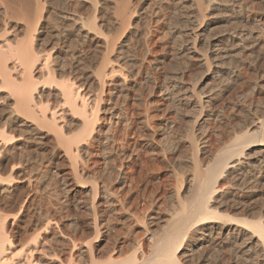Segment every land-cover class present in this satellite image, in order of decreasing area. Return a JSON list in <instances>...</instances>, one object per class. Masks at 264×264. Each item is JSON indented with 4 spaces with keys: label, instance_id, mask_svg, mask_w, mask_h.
Wrapping results in <instances>:
<instances>
[{
    "label": "bare ground",
    "instance_id": "1",
    "mask_svg": "<svg viewBox=\"0 0 264 264\" xmlns=\"http://www.w3.org/2000/svg\"><path fill=\"white\" fill-rule=\"evenodd\" d=\"M138 1L139 5L136 4ZM160 1L163 5H169V2L172 5L174 3V10L178 11L181 19L184 20V22L181 21L184 24L180 27L181 29L179 25L177 28L173 25L175 29L169 30L168 36L172 38L170 45L173 47L171 50L174 52V58L181 60L184 63L182 65L186 64L187 67L184 70L179 68L177 72L173 70V74L163 79H166L168 84L166 86H169L170 93L178 97L179 104L184 109L182 111L185 112L184 116L190 119L189 126L186 127L189 140L186 146L192 153L189 157L190 160L187 161L190 163L192 171L190 170L191 173L186 178L187 185L181 192L179 190L174 194L176 206L169 213L167 220L162 219L161 222L164 221V226H160L162 227L161 231L158 233L155 231V233L154 230H151L152 227L150 228L149 225L152 221L150 220H155L157 214H155L156 217L148 218L150 216L148 213L152 210L150 206L148 207V203H142L135 207L134 217H131L137 224L142 225L141 232L144 234V238L134 240L133 251L128 256L115 257L114 250L104 260L102 258V260H98L96 258L98 246L93 242L98 241L104 235L103 233L110 231L108 229L110 226L109 217L113 218L118 213V208H122L123 202L114 193L116 185L124 187L127 186V182L130 183L132 180H130L129 173L132 168L125 167L122 161L126 158L127 162L134 159L136 155L132 153L137 152V148L134 147V151L126 155L124 147L119 145L120 140H125L126 136L137 137L139 125L135 124V120H126V116L133 115L134 111L127 106L122 109L123 111L119 110L117 100L121 96L125 99L131 97L130 91L133 87L129 81L130 77L127 79L125 74L128 72L127 66H131L134 59L126 60L124 56L127 55L128 58L133 54L124 55V53H126V48L133 49L130 47L134 46L130 43L131 46L127 47V42L134 38L136 24H140L138 22L141 19L138 21V13H141L139 12L142 8L141 0H0V162L6 158H19L18 156L22 154L20 153L21 148L30 143L31 139L36 138L43 141L48 138L54 152L61 151L67 161L68 171L65 173L69 176L67 179H75L80 184L83 178L80 181L79 178L83 173H86L83 169H90L87 159L89 155H93L94 150L92 149L96 148L98 152L105 153L104 155L109 153L105 157L102 156V166L105 171L100 174L98 179L92 177L95 181H91L92 184L90 182V192H87V199L82 206L89 216L88 227L92 231V239L85 241V239L74 238V240L57 232L50 234V231L54 230L53 228H57V223L47 217L45 219L38 218L36 214L39 211L38 213L32 212L29 217L26 216L28 218L22 216L20 220L18 215L22 211L20 210L21 212L15 215L19 208L16 212L12 210L15 214H10V216L1 212L0 264H64L56 259L60 255L67 256L68 264H183L182 262H185V259L189 257L186 250H183L186 249L185 246L196 238L205 241L210 240L215 234L218 236L225 226L222 225L224 221H226L224 223L226 228L229 225L228 221L237 223V237L243 236L242 239L240 237L233 241L234 246H232L237 250L242 261L245 263L248 260H255L256 263L264 264V216L254 220L245 217H232L216 211L214 206L218 198H227L230 195L228 193L238 191L240 184L242 187L249 185L252 190H260L264 187V105L260 102V95L264 89V67L262 70L259 69L260 62L264 60V11L261 12L260 9L258 11V7H254L255 2L243 0V2L235 4L230 3L231 5L226 2L219 3L216 0ZM217 9L228 11L224 16L219 11L215 12L220 14V17H217L218 15L216 16L213 12ZM99 17L108 21V26L111 23L112 33L111 30L108 32L109 35L101 32L102 21L97 23V20H100ZM203 19L207 21L205 25L202 23ZM215 20H225L226 25L223 26L226 29L220 31L218 29L217 33L215 29L212 31L210 26ZM178 21L180 22V20ZM104 25L107 26V22ZM108 26L107 28L110 29L111 27ZM139 27L138 25L137 28ZM169 27L167 29H170ZM220 29L222 28L220 27ZM211 31L215 33H211ZM48 32L52 34L51 37L47 35ZM70 36H74L81 47L86 43L87 45L99 43L103 47V54L98 55L97 60L93 57L95 61L92 60L94 63L91 68H88L90 70H85L87 67L85 69L84 66L82 67L80 64L82 59L78 60L79 55H76L71 49L75 61L72 63L69 56L65 55L71 64L65 65L66 61L62 63L61 59L63 58L60 59L63 52L62 39ZM169 40L171 41V39ZM139 41L137 42L139 43ZM73 42L71 43L73 44ZM132 44L136 45L135 41ZM72 46L74 47V45ZM66 49L68 51L67 47ZM77 50L78 48L75 49V51ZM82 53L81 51L78 54ZM191 62H197L205 67L207 73L211 67L219 75L225 73L226 78H219L221 85L216 92L203 95L184 84L182 77L191 68ZM157 66L155 68L159 73L158 71L163 65L159 68ZM124 68L127 70L126 73H124ZM163 70L162 74H164ZM165 75L167 74L165 73ZM238 81L241 84L237 94L235 86L239 84ZM225 91L227 95L231 96L229 98L232 104L230 110L236 109L238 113H235L236 111L234 113L238 114L239 119L235 124L233 123L234 127L230 128L228 142L217 153H211L210 163L202 167L198 159V139L208 138H197L196 133L206 121L215 117L209 107ZM170 97L172 98L171 95ZM171 98L169 101H172ZM126 101L125 105H127ZM104 103H108L107 109L102 108ZM149 104L147 101L146 107ZM140 105L143 106L144 102L142 101ZM134 109L136 108L134 107ZM143 112L146 113L145 109ZM147 114L140 121L143 127L150 125ZM104 121L109 123L108 127H104L102 124ZM120 137H124V139ZM110 156L112 159L108 160ZM126 168H129V171ZM15 169L17 167H12L11 172L16 171ZM106 170H109L110 173ZM254 170H258V172L256 171L257 175L250 177ZM92 173H90L91 176ZM4 181L0 177V194L21 182V180L12 181V179ZM233 181L239 182V185L237 186ZM13 187L15 188V186ZM230 187L234 189L230 190L231 192L228 189ZM179 188L181 189L182 186L180 185ZM225 188L226 191H224ZM246 189L248 188L244 190ZM154 203L156 204V202ZM158 203L160 202L158 201ZM160 205L162 202L156 207L159 208ZM35 216L38 219L34 223L32 219ZM23 231L26 232V235ZM28 231L31 233L28 234ZM20 236L24 238H19L20 241L14 242ZM227 237H219V242H215L217 247L221 248L223 244L225 245ZM58 239L64 246L58 248L62 249L59 256L54 253L53 249V245L59 242ZM237 253L235 254L237 255ZM234 262H236L235 259Z\"/></svg>",
    "mask_w": 264,
    "mask_h": 264
},
{
    "label": "rangeland",
    "instance_id": "2",
    "mask_svg": "<svg viewBox=\"0 0 264 264\" xmlns=\"http://www.w3.org/2000/svg\"><path fill=\"white\" fill-rule=\"evenodd\" d=\"M216 1H218L219 3L226 2V4H228V5L243 2V1H245V2L246 1L247 2L253 1V3L255 2L254 7H256V8L258 7L257 10L260 9L261 12L264 11V0H258V1L257 0H255V1L254 0H243V1L242 0H216ZM137 3L139 5V1L136 2V4ZM140 4H141L142 8L139 11L141 13H138L139 14L138 15V17H139L138 21L140 19L141 20L139 22L137 21L138 23H140V24H138L140 27L137 28L138 25L136 24V26H137L135 28V32H136L135 34L136 35L134 34L135 35V36L133 35L134 38L132 37L133 39H131L130 42H127V47H130L131 45H134V46L130 47L133 49H127L126 48L125 49L126 53H124V55H126V54L129 55L130 53L133 55L132 56L129 55L128 58H127V55L126 56L123 55L124 57H126L125 58L126 60H128L129 58H130L129 60L134 59V62H133L134 64L132 63V65H131L132 67L127 66L128 68L131 67L129 69L126 67L129 73L127 72L126 68H124V71H125L124 73H126V72L128 73V74L126 73L125 75H126L127 79L130 77L129 81L131 83V86L133 87L132 90L130 91L131 97H129L130 99H125V97L121 96V98L119 97L118 98L119 100H117L119 103V105L117 104V108L119 110H122L123 108L125 109L127 106V107H131V110L134 111L133 115L129 114L126 116V118H127L126 120H129V119L135 120V124L139 125V133H138L137 137L134 138L133 136H130V137L126 136L127 139L125 138V140H123V141L120 140L119 145L124 147L123 150H125L126 155H129L132 151H134V147H136L137 152L134 151L135 153L133 152L132 154L136 155L137 157L140 155V157L137 158L135 156L136 158L134 157V159L132 158V160H130L128 162H127V158L123 159V161H122V163L125 165V167H129V168L131 167L132 168L131 169L132 172L129 171V168H126V170L129 171V173H130V180L131 179L132 180L130 183L127 182V186L126 185L124 186L125 188L120 186V185L119 186L116 185L117 188L115 189L114 193L118 197V199L123 202L121 204L122 208L119 207L120 211L118 208L119 215H118V213L116 215H114L113 216L114 219L111 218L112 216L109 217L108 221H110L109 222L110 226L108 229H110V231L107 233H103L104 235H102L101 238L98 239V241L93 242V243H95V245L97 244V246H98L97 251H96V253H97L96 258H98V260H102V259L104 260L105 258L108 257V255L112 254L114 252V250H115V252H114L115 257L123 258V257H125V255L128 256L133 251L134 240H140V239L144 238L143 237L144 234L141 232L142 225L139 223L137 224V222H135V219H133V217H134L133 216V212H134L133 210H135V207L140 206L142 203H146V204L148 203L149 204L148 207L150 206V209L152 210L148 213L150 215L148 218L156 217L155 214H157V217L160 218L159 219L156 217L155 220L154 219L150 220V221H152L151 225H149L150 228L152 227L151 230H154V232L156 231L157 233L159 231H161L162 227H160V226H162L163 222H164V221L161 222L162 219L167 220L168 215H170L169 213L176 206L174 194H176V192L179 190L181 192V190L187 185L186 184L187 183L186 178L189 176V174L192 171V167H191V165H189L190 163L187 162L190 160L189 157H191L192 153L188 149V147L186 146V145H188L187 143L189 142V140L187 138V128H188L187 125L189 126L188 121L190 119H189V117L184 116L183 113H185V112L182 111L184 109L180 106L178 97L176 95L174 96L173 94L170 93L169 86H166L167 81H166V79H163V78H166L168 75L173 74V72H174L173 70H175V72H177V70H179V68H180V70H184L185 67H187L186 64L182 65L184 63L181 60L174 58V52H173V50H171V48L173 49V47H171V45H170L172 42V38L170 36H168L169 30L172 31V28H174L175 26L177 28V26L179 25V28H180L182 25H184L181 22L183 19H181L179 12L174 10V7H175L174 3L172 5L169 2V5H167V4L163 5V3L160 0H141ZM161 6H163V7H161ZM218 11H219V13L221 12L220 14H222V16H224V14L228 10L225 11L223 9H217V10H214L213 12L218 13ZM216 13H215V15L216 16L218 15L217 17H220V14H216ZM140 15H141V17H140ZM215 15H213V16H215ZM99 18H100V20H97V23L99 24L102 21V23H101L102 25L100 24V29L102 30L101 32L103 34L109 35L108 32L111 30L110 32L112 33L113 30L111 27V23H110V26H108V23H109L108 21H105V19L104 20L101 19L103 17H99ZM162 18H164L166 21ZM178 20H180L181 23ZM203 20L204 21L202 23H203V25H205V23L207 21H205L206 19H203ZM177 21L179 22V24H177L178 23ZM106 22H107V26L111 27L110 29L107 28L106 25H104L105 26V28H104L103 24L104 23L106 24ZM183 22H184V20H183ZM167 23L169 24L170 27L168 26ZM173 25H175V26H173ZM223 25H226L225 20H217V21L215 20L213 22V24L210 26V28L212 31H214L213 29H215V32L217 33L218 29H219V31L226 29V27H224ZM142 26H144V27H142ZM171 26H173V27H171ZM168 27L170 29H167ZM220 27L222 29H220ZM103 28L105 30L104 31L105 33L103 32ZM106 29H108V30H106ZM139 30H141V31H139ZM212 31H211V33H215ZM177 32H178V30H177ZM143 33H144V35H143ZM47 35L51 37L52 34L50 32H48ZM70 37L69 38L66 37V38L62 39L63 44L61 43V45L63 46L62 50H63L64 54L62 52L60 55V59L63 58V59H61L63 62L62 61L61 62L64 63V61H66L65 65L71 64V61L73 63L75 61V59H73L74 56H73L72 51H71V50H73V52H75L76 55H79L78 60L82 59L84 61V62L82 60H81L82 62L80 61V64H82V67L84 66V69L87 67L85 70H87L88 68H91V66H93V63H94V62L92 63V60L94 58H95V60H97V58H99L98 55H101L104 52L101 44L99 45V43H96L97 44L96 45L95 43H90L87 45V43H86V44H83V46L81 47L80 46L81 44L77 43V40L74 39L75 38L74 36H70ZM169 39H171V41ZM132 40L135 41L136 45L132 44V43H134V41H132ZM70 41L73 42V44ZM137 41H139V43ZM75 42H76V44H75ZM130 43H131V45H130ZM128 44H129V46H128ZM68 45H70L71 48L68 47ZM72 45H74V47ZM65 46L68 48V51H70L69 53H67L68 51H67ZM77 48H78V50L80 49L79 50L80 52L81 51L83 52L82 53L83 55L78 54V53H80L78 50L75 51V49H77ZM129 50H131V52H129ZM65 51L67 54L65 53ZM65 55L67 57L69 56V59L71 61ZM70 55L73 57H71ZM87 56H89V57H87ZM83 58H85V59H83ZM95 60H93V61H95ZM174 60H176V61H174ZM177 61H180V62H177ZM85 62H87V63H85ZM89 62H90V64H89ZM159 62H160V64H159ZM178 63L181 65L179 66ZM170 64H171V66H170ZM177 64L179 67L177 66ZM198 64L199 63H197V62H191V65H190L191 68H189L190 71L188 69L189 73L187 71L186 72L187 74H185L182 77V80H184L183 81L184 84H186L187 87H189L191 89L194 88V90L196 92H198L199 94L203 93V95H207V94H212L213 92H216V90H218L220 88L219 86L221 85L220 79L226 78L225 73H220V75L222 76L221 77L219 75V73L214 72L215 70L213 67H211L207 73V70H205V67H202L200 64L199 65ZM161 65H163L164 67L162 66L160 69L163 70L165 68L163 70L164 74L161 73L162 70H160V69L158 71L159 73H157V71H156L155 66H157L159 68ZM259 65H260L259 69L262 70V68L264 67V60L261 61ZM133 66H136V67L133 68ZM131 69H132V71H131ZM88 70H90V69H88ZM165 70H166V72H165ZM210 72H212V73H210ZM165 73L167 75H165ZM156 75H158L159 77ZM164 81H166V82L164 83ZM219 81H220V83H219ZM237 83H239V81ZM240 84H241V82L235 86V91L237 92V94H238V91H240V86H239ZM238 86H239V90L237 88ZM162 90H165V91H162ZM164 92H166V94H164ZM170 95L172 96V98L170 97ZM230 97L231 96L229 94L228 95L226 94V91L221 93V95H219V97L215 100V102L211 103V105L209 107V110H211V112L214 114L215 117H213L211 120L206 121L203 124V126H201L199 128L198 132L196 131L197 132L196 134L198 136L197 138H201V137L202 138H208V139H204V140L198 139V141H199L198 159H199V162H200L202 167H205L207 164L210 163L209 159H210L211 153L212 154L217 153V151L224 144H226V142H228V140L230 138V135H229L230 128L234 127V124L239 119L238 114L237 115L235 114V113H238L237 110L236 109L230 110L232 108V104L230 103V99H229ZM166 98H167V100H166ZM170 98L172 101H169ZM260 98H261L260 102L264 105V89L260 95ZM125 101H126L127 105H125ZM142 101L144 102L143 106L140 105ZM147 101H148V103H150L148 107H146ZM107 104L108 103H104L102 105V108L107 109L108 108ZM134 107L136 109H134ZM144 109H145L146 113L143 112ZM234 111H236V112L234 113ZM145 114L148 115V119L150 120V125L147 124V125H149L148 127L147 126L143 127L142 123L140 124V121L143 120ZM186 114H189V113H186ZM102 124L104 125V127L109 126V123L107 121L106 122L104 121V123H102ZM113 129L114 128L112 127V130ZM122 130L125 131L124 129H122ZM122 138L124 139V137H122ZM33 139H31V141L33 140L32 142L30 141V143H27L24 146V148L23 147L21 148L20 153H22L23 155L21 154L20 156H22V157L18 156L19 158L15 157L14 159L6 158L4 160H1V162H0L1 163L0 164V177L5 180L4 182H7V180H11V179H12V181H15V180L20 181L21 180L20 183L13 185V186H15V188L13 186H11V188H9V190H8L9 192L7 191V192H4L6 194H4V193L0 194V213L2 212V214L5 213L4 215L10 216V214L11 215L15 214V212L19 208V210H18L19 212L17 211V214H15V215H18L22 211L20 213V215H18V219L20 220L22 216L23 217H26V216L29 217L32 214V212L35 211V213H38V211H39V213L36 214V215H38V218L42 217L45 219L47 217L48 219H52L53 221H56V223H57L56 227L58 229L53 228L54 230L50 231V234L53 232H57V233L65 235L71 239H74V238L77 240H84L85 239V241H87L86 239H92V231L88 227L89 216L87 215V211L82 206L84 205V202L87 199V192L88 193L90 192V182L95 181V179H98L100 177V174H102L103 171H105L104 170L105 168L102 166V159H103V157H105L109 153L104 155L105 153L102 154V152L101 153L98 152V150H96V148L92 149V150H94L92 152L93 155L92 156L89 155V157L87 159L88 164L90 166V169H88V170L83 169L86 173H83L82 176L79 178V181L81 178H83V179H81L83 181H80V184H79L76 182L75 179H72V178L67 179V177H69V176H67V174H65L68 171L67 161L65 160V157L63 156L61 151H58V152L55 151L54 152L53 148L51 147V142L48 140V138H46L43 141L42 140L40 141V139L38 140L36 138H33ZM35 140H36V142H35ZM37 140H38V142H37ZM126 142H128V143H126ZM136 153H138V154H136ZM111 159L112 158L110 156V158L108 160H111ZM37 162H38V164H37ZM12 167H15V168L17 167V169H15L16 171L11 172ZM106 169H108V168H106ZM89 170H90V172H88ZM256 171L258 172V170L252 171L250 174V177L256 176L257 175ZM106 172L110 173L109 170L108 171L106 170ZM10 173H12V174L10 175ZM90 173H92V176ZM39 175H41V176H39ZM58 176H61V177H58ZM29 177H30V179H29ZM92 177H94L95 179ZM41 179H42V181H41ZM57 179H59V180H57ZM87 179L88 180L90 179V180L88 181ZM49 180H51V181H49ZM113 180H115L114 177H113ZM75 182L77 183L76 184L77 186L75 185ZM82 182L83 183L86 182V183L81 184ZM177 182H178V184H177ZM92 183L93 182H91V184ZM233 183H236L237 186L239 185V182L233 181ZM240 183H241V181H240ZM39 185H40V187H39ZM180 185L182 186L181 189L179 188ZM240 186H241V184L238 186L239 189H241V190L238 189V191H235V192L232 191V190H234L233 187L228 188L229 191L230 190L232 191V193H228L230 195H228L227 198L226 197H223L222 199L218 198L219 200L218 199L216 200L217 204L215 203V205H214L215 210L222 213V214H228L232 217H241V218L245 217V218L250 219V220L259 219L260 217H263L264 216V187L260 190H257V189L252 190L251 186H249V185H247V187H246V185L244 187H242V186L240 187ZM43 187H44V190H43ZM54 187H56V188H54ZM243 188L244 189L248 188L249 190L248 189L244 190ZM61 190H62V192H61ZM52 191H53V193H52ZM224 191H226V188L224 189ZM151 201H152V203H151ZM158 201L160 203L162 202V205L163 204L164 205L163 206L160 205L159 208L156 207L160 204V203H158ZM52 202H53V204H52ZM154 202H156V204L158 203V205H156ZM19 205H21V206H19ZM52 205H53V207H52ZM56 205H57V207H56ZM54 207H56V208H54ZM25 209H27V210H25ZM12 210L13 211L15 210V212H12ZM121 211H122V213L120 214ZM25 212H27V213H25ZM41 212L45 216L40 214ZM131 216H133V217H131ZM28 217H26V218H28ZM36 217L37 216H35V218L32 219V220H34V223L36 222L35 220L38 219ZM121 222L123 225L121 224ZM222 222L220 223V225L222 224ZM124 223H126V224H124ZM224 223H226V221H224ZM224 223L222 225H225V226L223 227L222 231L219 232L218 236H217V234H215L214 237H212L210 240H205V241H200V238L199 239L196 238L191 243H188L189 245L185 246L186 249H183V250H186V253H187V255H189V257L187 259H185V262L183 261L182 263L183 264H240V263H242V264H250V263L251 264H259V263H256L255 260H248L245 263H244V261H242L241 257L238 255L239 253H237V250L232 247V246H234L233 241L238 240V238L241 237V235L239 237H237V232H236V228H237L236 224L237 223H233L231 221L230 222L228 221L229 225L227 228H226V224H224ZM220 227H222V226H220ZM23 233L26 235V232L23 231ZM29 233H31V231H28V234ZM24 234H22V235L25 236ZM230 234H233L235 237L233 235L230 236ZM23 236L18 237L14 242L20 241L19 238H24ZM76 236H77V238H76ZM137 236H139L138 237L139 239L137 238ZM215 236H217V237L215 238ZM221 236L227 237L228 239H226V241L227 240L228 241H227V243L225 241L226 246L223 244V246L221 248H219V247H217L218 245L215 242L218 243L220 240L219 237H221ZM232 237H234V238H232ZM242 237L240 239H242ZM231 238H232V240H231ZM58 241H59L58 243H55L56 245L55 244L53 245L54 246L53 247L54 253L58 254L57 256H59V254H61V252H62V251L60 252V250H62V249H58V248L64 247L63 244L60 243L61 240L58 239ZM230 241H232V242H230ZM223 247H225V248L223 249ZM226 247H227V249H226ZM229 247H232L233 249L232 248L229 249ZM234 250H236V251H234ZM51 252L53 253V251H51ZM234 252L237 253V255ZM229 254H231V255H229ZM232 255L234 256V259L237 263L234 262ZM237 256H239V257H237ZM66 257L60 255L58 258L56 257V259H57V261H60V262L62 261V263H64V264H68V258L66 259ZM190 258H192V259H190ZM209 258L210 259L212 258L213 260L212 259L210 260ZM73 264H75V263H73Z\"/></svg>",
    "mask_w": 264,
    "mask_h": 264
}]
</instances>
